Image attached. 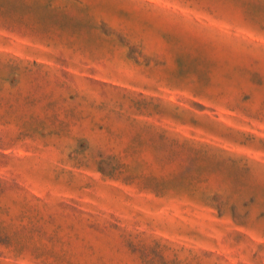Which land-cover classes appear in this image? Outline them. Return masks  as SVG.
I'll return each instance as SVG.
<instances>
[{
    "label": "rangeland",
    "instance_id": "obj_1",
    "mask_svg": "<svg viewBox=\"0 0 264 264\" xmlns=\"http://www.w3.org/2000/svg\"><path fill=\"white\" fill-rule=\"evenodd\" d=\"M0 264H264V0H0Z\"/></svg>",
    "mask_w": 264,
    "mask_h": 264
}]
</instances>
